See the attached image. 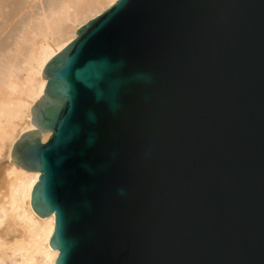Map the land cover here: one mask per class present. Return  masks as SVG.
I'll return each mask as SVG.
<instances>
[{"label": "water", "instance_id": "1", "mask_svg": "<svg viewBox=\"0 0 264 264\" xmlns=\"http://www.w3.org/2000/svg\"><path fill=\"white\" fill-rule=\"evenodd\" d=\"M75 34L10 151L54 264H264V0H115Z\"/></svg>", "mask_w": 264, "mask_h": 264}, {"label": "bare ground", "instance_id": "2", "mask_svg": "<svg viewBox=\"0 0 264 264\" xmlns=\"http://www.w3.org/2000/svg\"><path fill=\"white\" fill-rule=\"evenodd\" d=\"M114 1L0 0V264H54L53 215L40 218L29 205L38 171L10 163V151L21 133L34 129L30 107L42 94L46 61ZM39 134L42 142L49 136Z\"/></svg>", "mask_w": 264, "mask_h": 264}, {"label": "rangeland", "instance_id": "3", "mask_svg": "<svg viewBox=\"0 0 264 264\" xmlns=\"http://www.w3.org/2000/svg\"><path fill=\"white\" fill-rule=\"evenodd\" d=\"M108 6H109V5H108ZM108 6H107V7H108ZM107 7H106V8H107ZM106 8H104V9H106ZM104 9H103V10H104ZM103 10H102V11H103ZM100 12H101V11H100ZM100 12H98V13H100ZM98 13H96L95 15H97ZM95 15H92V17H94ZM92 17H88V19H90V18H92ZM88 19H87V20H88ZM85 20H86V19H85ZM82 24H83V23H82ZM80 26H81V25H80ZM55 49H57V48L55 47ZM57 52H58V51H57ZM39 135H40V134H39ZM41 137H42V135H41ZM48 137H49V136H48ZM48 137H47V138H48ZM47 138H46L44 141H46ZM44 141H43V142H44ZM41 142H42V141H41Z\"/></svg>", "mask_w": 264, "mask_h": 264}]
</instances>
